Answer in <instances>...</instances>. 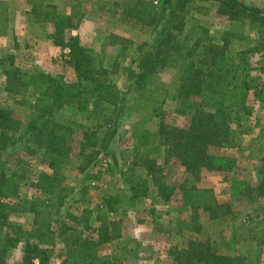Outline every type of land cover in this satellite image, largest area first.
Wrapping results in <instances>:
<instances>
[{
    "label": "rangeland",
    "instance_id": "rangeland-1",
    "mask_svg": "<svg viewBox=\"0 0 264 264\" xmlns=\"http://www.w3.org/2000/svg\"><path fill=\"white\" fill-rule=\"evenodd\" d=\"M9 1L0 0V23L3 21V25L2 18L7 16L12 2L14 10L20 13L28 11L24 10L29 5L28 0ZM32 1L41 6L36 7L40 13H69L68 5L59 0ZM79 1L82 4L76 7L73 16L77 24L83 22L80 27L81 37L76 35L80 44L90 49L89 54L107 67V79L118 87H123L129 77L128 70L135 69L134 60L139 55L140 44L150 41L149 30L127 23L124 19H119L120 16L111 15V12H107L111 8L108 4L105 7L103 5V10L98 8L104 1L114 0ZM148 1L157 5L160 0L156 3ZM243 1L259 7L264 5V1ZM186 18L183 33H194L199 27L206 28L208 36L215 40L227 39L231 51L244 52L245 68L249 69L252 78L246 104L252 111L244 123L248 131L238 137L239 146H210L208 152L217 156L218 160L212 161V168L202 167L197 173L187 169L176 159L171 143H166V132L169 126H182L188 121L175 112L176 102L171 99L180 76L178 65L173 63L159 70L155 81L149 86L154 90L152 99L144 108L136 104V100L132 101V112L122 122L123 132L111 144L113 154L102 151L91 153V149L83 145V135L76 131L71 141L70 156L57 169L66 186L64 193L68 195L61 207L56 206L51 211L54 217L52 228H57V223H60V218H65V213L79 215L84 208L93 211L91 222L98 225L93 218L98 213L96 209L102 197L119 193L122 202L115 212L105 214L108 231L107 236L102 238L104 253L113 264H209L206 256L198 258L195 255L198 250L204 255L240 257L239 264H264V192L255 189L263 175L264 165V34L250 24H231L216 12V4L211 1L194 2ZM40 29L35 23L32 30L36 36L44 37L51 27L45 25ZM1 31L2 25L0 34ZM195 38L193 36L191 40ZM40 47L38 50L45 51L43 46ZM65 49L69 54V48ZM25 51H10L0 53V56L13 54L15 63L22 69L37 68L58 75L66 81L75 79V74L73 77L64 65L60 66L58 60L62 58L64 61L61 54L56 55L58 60H51L43 55L35 59V54L28 49ZM68 60L67 63L70 64ZM70 67L74 73L72 65ZM38 93L39 90L32 86L20 94L6 89L0 72V106L13 110L22 127L29 118V105L34 102ZM61 113L77 122H86L85 113L72 115L69 108ZM143 129L152 134L147 148L137 147V137ZM152 147H156V150ZM18 155L26 161L29 173L28 179L22 180L14 201L19 200L23 204L20 206L22 209L30 210L15 211L10 215L12 222L21 227L22 232L19 234V244L10 249L3 264H15L21 259L26 241H35L26 232L35 228L51 207H47L49 204L45 205L46 212L43 206L39 213L38 206L48 195L41 192L36 181L43 170L50 172L43 164L40 153L26 156L20 151ZM151 158L154 159V164L149 169L145 160ZM140 179L148 180L146 196L130 200L129 186ZM157 179L175 188L176 194L172 200H162L157 195ZM186 187L201 188L203 194L212 193L215 203L222 206L218 210L220 214L212 218L202 207L184 206L180 209L183 199L181 191ZM191 220L199 223V232L182 225V222ZM190 240H194L197 248L201 249L195 251L192 247L188 248ZM41 246L49 247L51 253L45 260L41 255L34 258L33 262L38 264V259L41 258L44 264H61L60 251L63 244L58 239L51 246Z\"/></svg>",
    "mask_w": 264,
    "mask_h": 264
},
{
    "label": "trees",
    "instance_id": "trees-1",
    "mask_svg": "<svg viewBox=\"0 0 264 264\" xmlns=\"http://www.w3.org/2000/svg\"><path fill=\"white\" fill-rule=\"evenodd\" d=\"M28 1L35 9L33 21L42 26L50 25L46 37L57 47L69 48L68 62L73 67L75 79L66 81L37 68L22 69L15 63L13 54L0 56V72L6 89L16 94L31 86L39 90L29 105V118L23 127L13 110L0 106V264L4 263L10 249L19 244L22 232L10 215L15 211L30 210L22 209L19 200L14 201L22 180L28 179L29 173L26 161L18 155L20 151L26 156L40 153L43 164L50 169V172L43 170L40 173L36 184L44 195H48L38 206L39 213L43 206L45 212V205L51 207L39 224L26 232L35 241H26L21 259L15 264H36L32 260L41 255L45 260L51 253L50 248L41 245L51 246L55 239L63 244L61 264H113L104 253L102 238L108 231L105 214L115 212L122 202L119 193L102 197L93 218L98 225L91 222L93 211L84 208L79 215L65 213L57 228H52L51 211L56 206L61 207L68 195L64 193L66 186L57 169L69 158L76 131L83 135V145L90 148L91 153L113 154L111 144L123 132L122 122L132 112V101L136 100L135 103L144 108L152 99L154 90L149 86L159 70L176 63L180 76L171 99L176 102L175 112L188 122L182 126H169L166 143H171L176 159L192 172L197 173L202 167L212 168V161L216 162L218 158L211 155L208 148L238 147L239 135L248 131L244 123L252 111L246 104L252 78L249 69L245 68L244 52L231 51L227 39L215 40L202 27L194 33H183L186 15L194 2L211 1L216 4V12L231 24H250L264 34V5L254 6L243 0H160L157 5L148 0L104 1L98 7L100 10L108 4L111 8L107 12L111 15L120 16L119 19L146 28L150 33V41L140 44L139 55L134 60L135 69L128 70L127 83L118 87L107 79V67L101 60L96 61L89 54L90 49L80 44L79 37L71 34L76 27L73 16L76 9L72 8L69 14L40 13L36 7L41 6ZM80 4L79 0H74L72 6ZM193 36L196 38L191 40ZM67 108L72 115L85 113L86 122L64 117L61 112ZM140 132L137 147L147 148L152 134L146 129ZM152 149L156 150V147ZM145 164L151 169L154 159H146ZM147 183V179L132 182L128 198L135 200L146 196ZM155 185L162 200L174 198L176 193L172 185L161 179H157ZM255 187L264 192V165L263 175ZM181 194L180 209L202 207L212 218L220 214L218 210L222 206L215 203L212 193L203 194L201 188L186 187ZM182 225L191 231H200L199 223L193 220L182 222ZM191 247L195 251L201 249L194 240L189 241L188 248ZM195 255L198 258L206 256L209 264L240 263V257L225 254L204 255L198 250ZM38 264H44L43 259H38Z\"/></svg>",
    "mask_w": 264,
    "mask_h": 264
},
{
    "label": "crops",
    "instance_id": "crops-1",
    "mask_svg": "<svg viewBox=\"0 0 264 264\" xmlns=\"http://www.w3.org/2000/svg\"><path fill=\"white\" fill-rule=\"evenodd\" d=\"M59 1L60 3L62 2V4L64 5H68L67 8L69 10V13L72 11V8L73 10H75L77 7V5H75L74 7L72 6V4H74V0H59ZM252 1H256L257 3V1L263 2L264 0H252ZM28 4L29 5L26 6L24 9L28 11L24 13H20L18 10H14V3L12 2L10 5L11 9L8 8L7 16L6 17L3 16L2 19L4 20V25L2 24L3 21L0 23V25L3 26V31H1L0 34V50H1L0 53H6L10 51L26 52L25 50L28 49L30 50L31 53L35 54L34 55L35 59L43 55V57L49 58L51 60L52 58L58 60L56 55L61 54L64 58V61L62 60V58L58 60L60 66L64 65V67H66L69 73H72L73 76L74 73L72 71V68L70 67L71 64L67 63L68 55H69L67 53L68 51L65 48L62 49L60 47L55 46L52 40L48 39L46 35L44 37L43 35L42 37H38L33 33L32 29L36 23V22L34 23L32 19V17H34L33 16L34 7L29 2ZM37 24H38V29L44 27L39 23ZM82 25L83 22H81L80 25L76 23V27L75 29L71 30V34L78 35L79 37H81L80 27ZM40 46H43L45 48V51L38 50V48H41ZM55 64L58 63L55 62Z\"/></svg>",
    "mask_w": 264,
    "mask_h": 264
},
{
    "label": "built area",
    "instance_id": "built-area-1",
    "mask_svg": "<svg viewBox=\"0 0 264 264\" xmlns=\"http://www.w3.org/2000/svg\"><path fill=\"white\" fill-rule=\"evenodd\" d=\"M153 3H156V2H158L159 0H151Z\"/></svg>",
    "mask_w": 264,
    "mask_h": 264
}]
</instances>
